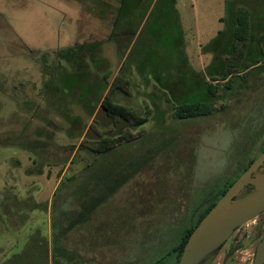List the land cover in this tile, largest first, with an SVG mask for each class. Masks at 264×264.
Wrapping results in <instances>:
<instances>
[{"label":"rangeland","instance_id":"rangeland-1","mask_svg":"<svg viewBox=\"0 0 264 264\" xmlns=\"http://www.w3.org/2000/svg\"><path fill=\"white\" fill-rule=\"evenodd\" d=\"M181 1L185 67L194 72L184 73L183 52L170 43L163 54L167 89L152 77L145 84L137 68L146 47L165 48L158 32L146 31L159 16V0H127L124 7H145L127 23L119 19L121 7L103 10L98 0H78L75 38L66 41L48 32L50 3L0 9V264L52 263L51 245L46 257L33 237L38 229L52 241L53 195L67 178L76 201L71 213L80 211L78 199L88 208L96 204V222L81 224L70 237L81 257L70 263L175 264L183 233L264 151V0H246L254 15L247 61L263 60L240 73L245 79L233 93L221 86L212 115L176 120L178 97L206 98L205 83L220 79L208 67L223 63L231 42L209 47L225 31L227 0ZM83 64L99 74L86 89L73 85L65 98L47 93L57 71ZM106 97L147 121L137 126L131 115L112 118L101 107ZM104 141L111 150L97 156ZM263 235L264 214L237 229L204 264H253Z\"/></svg>","mask_w":264,"mask_h":264},{"label":"trees","instance_id":"trees-1","mask_svg":"<svg viewBox=\"0 0 264 264\" xmlns=\"http://www.w3.org/2000/svg\"><path fill=\"white\" fill-rule=\"evenodd\" d=\"M126 1L127 0L124 1L123 7H121V9H119L118 11L120 16L119 19L121 20V18H123V23H127V20L131 19V17L133 18L134 14L132 13V11L135 13L136 11L141 12V10H145L144 6L138 8L136 7V9L124 7ZM125 9H127L128 13L125 11ZM156 10H158L157 12L159 16H157V18L155 17L154 21H156L155 23L157 24L154 23L149 25V20V23L146 26V31H148L147 33L151 35H156V33L158 32V41L161 42L165 48H163L164 50H161L160 53H156V51H153L155 49L151 50L149 47H146L145 53L147 57L145 58V60H142L140 64H138L137 68L139 74L144 79L145 84L149 85V79L152 77L153 80L161 86V88L167 89L169 86L167 82H165V79L163 77V75L165 76V69L163 68L166 66L165 62L167 61L166 57L163 56V54L168 51L171 43L170 49L174 51H177L179 49L182 50L184 56L183 59H185L184 67L188 65L184 50L185 37L183 36L184 30L181 26L180 15L175 7V0H159L158 6L154 10V12ZM154 12L152 15H154ZM126 13L128 14L127 17L123 15ZM253 16L254 15L251 12V7L250 5L246 4V0H227L226 13L223 18V22L225 23V31L218 34L215 40L209 45V47H216L219 46V44L223 41L231 40V42H229L227 46L230 49L226 53V58L222 61L223 63L216 67L217 64L213 62L214 64L208 67V73L212 71L210 73V76L213 77L215 76V73H217L220 74V79H213L212 82L205 83L204 94L206 98L195 99L192 96L188 95H185L184 97H178V101L173 112V116L176 120H188L212 115L216 111L215 101L219 95L221 86L224 89V93H233L237 86L240 88L242 82L245 79V76H241L240 73H243L246 69L255 66L261 60H263V55H260L254 62L247 61V53L253 36ZM176 28L179 30V37H175L172 33H170L171 30L174 33ZM263 37L264 35L261 36L259 40L260 44L263 42ZM175 39H177V42ZM94 61L96 63V66H98L99 61H97L96 59ZM163 61H165V66H163ZM82 69L84 71L83 75L77 76L78 72L82 74ZM129 69L130 66L128 70ZM93 71L94 70L92 66L88 67L84 64L79 69L70 66L67 71H57L55 77L50 80L51 86L48 87L49 91H47V93H50L51 96L53 95L57 97L59 95L60 97L62 96L65 98L70 95L69 90L73 89V85L74 87L75 85H79V88L86 89L88 87L87 82H89L92 78L96 79V77L99 75L97 73H94ZM185 71L186 72L184 73L187 74L188 71L189 73L194 72L191 68L187 70V67H185ZM111 75L112 72L110 71L105 72V74L102 75L103 84H105L104 89L109 86L108 80ZM82 82H84V85H82ZM116 89H118L117 91H121L120 88ZM74 95L76 96L75 91L73 90L71 97H74ZM95 104L96 103L91 101L89 103V107H92ZM101 107L107 113V115L111 116L112 118L120 117L128 121L130 115L135 117L138 121L137 126L142 125L147 121L138 118L137 116H135V113H132L129 109L111 101L109 97H106L103 100ZM110 150L111 147L109 146L108 142L104 141L101 147L96 151V153L97 156H102L109 153ZM254 160L255 158L251 159L249 165ZM234 182L235 181H233L226 189H224L216 200L212 201L208 205L204 212L200 214L195 225L193 227H190L183 233L181 242L174 249V253H176L177 256L175 264H178L184 246L187 243L194 228L199 224V222L204 218V216L210 211V209L215 205L219 198L222 197V195ZM94 183L99 184V182L97 181H94ZM71 189V180L67 178L59 185L53 195V204L51 208L52 241H49L48 235H46L45 233L40 236L38 229L36 230V238L33 237L34 242L38 246L37 248H41V251L44 255H46V257L49 256V244L51 245V264H73L77 261V259L81 258L75 250L70 248V246H72L70 237L81 224L84 223V225H90L93 222H96L94 218L96 217V214H93L92 212V210H96V204L88 208L87 202H82L81 199L77 198L79 201L78 206L80 207V211L77 213H75V211L71 213V209L74 210V203H76V201L73 200L71 196H69V193H71ZM81 196H84V199H87L88 197L87 193H82ZM81 208H84V210H82ZM91 235L94 236L95 233L92 232ZM71 261H73V263H70ZM80 262H82V260Z\"/></svg>","mask_w":264,"mask_h":264},{"label":"water","instance_id":"water-1","mask_svg":"<svg viewBox=\"0 0 264 264\" xmlns=\"http://www.w3.org/2000/svg\"><path fill=\"white\" fill-rule=\"evenodd\" d=\"M264 151L235 180L194 228L178 264H204L216 255L237 229L264 213ZM253 189L241 195L243 190ZM253 264H264V235Z\"/></svg>","mask_w":264,"mask_h":264},{"label":"crops","instance_id":"crops-1","mask_svg":"<svg viewBox=\"0 0 264 264\" xmlns=\"http://www.w3.org/2000/svg\"><path fill=\"white\" fill-rule=\"evenodd\" d=\"M37 0H0V9L6 10L10 7L15 8L19 7V4L21 5L22 9L30 10V4L37 5L39 2L41 3V8L43 4L45 6H48L49 8L47 11V16H50L51 20L50 23H48V32L51 37L59 38L61 41H66L69 40L72 36V38H75V25H76V20H75V14H76V9L80 8V5H77L78 0H39V2H36ZM99 1V6L98 8L100 9H106V10H112L116 9L118 10L120 7H123L122 3L123 0H121V4L117 5L116 0H98ZM133 1V0H132ZM157 0H154V3H156ZM48 2V3H47ZM91 7V6H90ZM133 8L139 7L138 4L136 6H131ZM175 7L179 12V15L181 16L180 9L183 7L182 6V1L181 0H175ZM4 12V11H3ZM4 14V13H3ZM5 15V14H4ZM65 18L68 19L71 22H66ZM182 17L180 18L181 25H182ZM10 30L13 29V26L9 24ZM183 27V25H182ZM184 32L185 28L183 27ZM14 34L17 35L18 37H21L17 31H14ZM25 44H28L25 42L22 38H20ZM58 40V41H59ZM186 41V40H185ZM187 53V50H186ZM188 54V53H187Z\"/></svg>","mask_w":264,"mask_h":264},{"label":"flooded vegetation","instance_id":"flooded-vegetation-1","mask_svg":"<svg viewBox=\"0 0 264 264\" xmlns=\"http://www.w3.org/2000/svg\"><path fill=\"white\" fill-rule=\"evenodd\" d=\"M261 154V153H260ZM259 154V155H260ZM247 167H249V166H247ZM247 169V168H246ZM263 170H262V172H264V167L262 168ZM245 171V170H244ZM243 171V172H244ZM253 189V187L252 186H248V187H246L244 190H243V192H242V194L241 195H245V194H247V193H249L251 190ZM264 214V213H263ZM262 215V214H261ZM257 248V247H256ZM255 253H256V249H255ZM255 257V256H254Z\"/></svg>","mask_w":264,"mask_h":264}]
</instances>
